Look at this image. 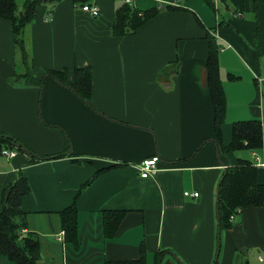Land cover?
<instances>
[{
  "label": "crops",
  "instance_id": "obj_1",
  "mask_svg": "<svg viewBox=\"0 0 264 264\" xmlns=\"http://www.w3.org/2000/svg\"><path fill=\"white\" fill-rule=\"evenodd\" d=\"M211 1L213 7L205 0H131L136 9L159 11L124 36L110 31L124 0H91L100 8L97 17L72 0H61L52 13L40 5L26 31L31 74L43 79L41 90L10 81L23 67L10 21L0 18V131L28 149L0 152V209L5 190L23 173L30 192L20 199L21 233L38 239L41 264L137 259L141 246L146 264L152 258L179 264L176 257L181 264H212L214 255L216 264H264L258 260L264 205L242 208L219 234L216 218L225 167L245 159L258 167V182L264 179V0ZM211 43L226 98L222 144L230 143L234 121L260 119V149L222 151L215 141L206 68ZM84 66L92 68V107L43 77L45 69L66 68L71 79ZM68 149L28 163L29 150L48 156ZM153 155L158 172L142 178L138 164ZM114 164L78 194L96 170ZM73 201L77 246L65 241L59 216ZM102 210H127L111 238L103 234ZM159 250L166 251L158 263ZM0 264L12 263L1 258Z\"/></svg>",
  "mask_w": 264,
  "mask_h": 264
},
{
  "label": "trees",
  "instance_id": "obj_2",
  "mask_svg": "<svg viewBox=\"0 0 264 264\" xmlns=\"http://www.w3.org/2000/svg\"><path fill=\"white\" fill-rule=\"evenodd\" d=\"M61 0H0V18L10 21L13 46L19 53V63L23 67L22 72H13L10 81L24 80L29 86H37L40 90L43 79H36L31 74L32 60L29 53L27 37L25 35L28 25L34 19L35 11L40 5L50 6L52 13L55 5ZM77 4L90 3L91 0H72ZM213 7L211 0H205ZM256 1V0H254ZM173 6L166 5L165 8ZM158 7H150L144 10L133 8L128 3H122L114 11L113 22L110 31L114 36L133 34L139 27L144 25L158 13ZM207 82L213 103V127L216 134L215 141L220 150L234 151L239 149L256 150L263 145L262 122L260 119L237 120L232 123V139L227 146L222 144V126L226 115V102L224 91L219 76L217 51L212 43L206 58ZM66 68L45 69L44 79L51 77L64 87L70 89L83 103L92 107L90 98L92 96L93 77L91 66L75 67L71 79L68 78ZM94 109V108H93ZM17 148L19 151L28 150L17 138L0 131V150ZM68 150L48 156H38L32 151L29 154L28 163L40 160L57 158L68 155ZM117 165H110L98 169L93 173L91 179L86 181L79 189L78 194L84 189L100 172ZM264 170V167H262ZM30 192V185L23 175L18 173L15 182L5 190L3 204L0 209V257H4L12 264H41L40 246L38 239L31 233H21L25 222L19 219L22 214L20 199ZM77 194V195H78ZM264 205V179L258 182V167L248 160L238 159L237 164L224 168L217 188L216 218L217 231L232 226L229 217L236 213L237 209L245 207H260ZM127 210H102L101 224L103 234L111 238L118 230ZM61 229L66 242L77 246L78 244V210L73 201L70 205L59 211ZM166 250H159L155 256L159 258ZM104 264H146L144 247H140L137 259L105 260ZM216 264V260L212 262Z\"/></svg>",
  "mask_w": 264,
  "mask_h": 264
},
{
  "label": "built area",
  "instance_id": "obj_3",
  "mask_svg": "<svg viewBox=\"0 0 264 264\" xmlns=\"http://www.w3.org/2000/svg\"><path fill=\"white\" fill-rule=\"evenodd\" d=\"M127 3H130L131 0H124ZM80 8L82 11L87 12L88 14H90L92 17H97L100 13V8L97 4H92V3H85L83 5H80ZM2 154L4 153V155H8V156H13L15 155V152L13 150H8V149H2L0 151ZM158 162H159V157L156 155L150 156V157H146L143 160L140 161V163L138 164V169L140 171V175L142 178H150L153 177L156 172H158ZM257 166H263V164H260L259 162L257 163ZM185 196H197L198 192H184ZM240 211V209L236 210V213L232 214L229 217L230 221H233L235 215ZM258 260L262 263H264V256H262V254L260 256H258Z\"/></svg>",
  "mask_w": 264,
  "mask_h": 264
},
{
  "label": "rangeland",
  "instance_id": "obj_4",
  "mask_svg": "<svg viewBox=\"0 0 264 264\" xmlns=\"http://www.w3.org/2000/svg\"><path fill=\"white\" fill-rule=\"evenodd\" d=\"M125 2V1H124ZM125 3H127V2H125ZM129 5H131L133 8H134V6H133V3H131V1H130V3H128ZM81 5V4H80ZM49 10H50V6H49V8H48V12H49ZM25 35H26V37H27V31H26V33H25ZM27 44H28V47H29V43H28V41H27ZM260 179H263V169L262 168H260ZM218 249V247L216 246V250ZM257 252V250H252L251 252H250V254H252V253H256ZM215 254H216V251H215ZM241 257H243V255L241 254L240 255V257L239 258H241ZM1 258H4V257H0V259ZM180 258V257H179ZM180 260L184 263V260L183 259H181L180 258ZM215 260V255H214V259H213V261ZM176 261H178L179 262V264H181L180 263V261H179V259L176 257ZM150 264H154V258H152L151 260H150Z\"/></svg>",
  "mask_w": 264,
  "mask_h": 264
},
{
  "label": "water",
  "instance_id": "obj_5",
  "mask_svg": "<svg viewBox=\"0 0 264 264\" xmlns=\"http://www.w3.org/2000/svg\"><path fill=\"white\" fill-rule=\"evenodd\" d=\"M216 197H217V195H216ZM218 249H219V246H218ZM217 252H218V250H217ZM216 258H217V254H216Z\"/></svg>",
  "mask_w": 264,
  "mask_h": 264
}]
</instances>
